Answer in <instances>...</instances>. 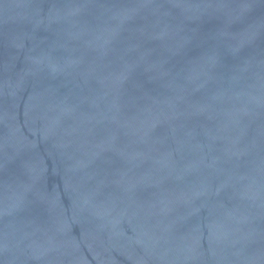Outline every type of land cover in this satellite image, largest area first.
Here are the masks:
<instances>
[{
  "label": "water",
  "instance_id": "95a60500",
  "mask_svg": "<svg viewBox=\"0 0 264 264\" xmlns=\"http://www.w3.org/2000/svg\"><path fill=\"white\" fill-rule=\"evenodd\" d=\"M0 264H264V0H0Z\"/></svg>",
  "mask_w": 264,
  "mask_h": 264
}]
</instances>
